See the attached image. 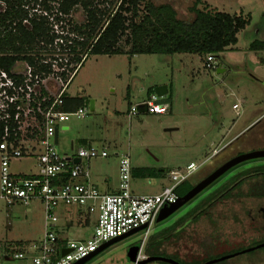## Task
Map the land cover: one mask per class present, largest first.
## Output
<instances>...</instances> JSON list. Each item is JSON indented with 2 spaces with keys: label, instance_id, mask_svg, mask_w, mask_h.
Instances as JSON below:
<instances>
[{
  "label": "rangeland",
  "instance_id": "1",
  "mask_svg": "<svg viewBox=\"0 0 264 264\" xmlns=\"http://www.w3.org/2000/svg\"><path fill=\"white\" fill-rule=\"evenodd\" d=\"M153 1L161 4L169 0ZM203 1L220 11L240 12L242 9L251 14V23L240 36L237 49L226 51L220 56V64L225 72L218 74L217 71L207 70L204 67L205 60L198 55H91L84 65L79 67L68 90L70 97H84L88 101L89 104L84 106L88 109L87 116L80 120L72 118L66 124L70 132L60 133L57 146L60 153L68 154L71 151V142H75L76 147H79V141L82 139L97 148L105 147L110 157L104 159L105 162L94 160L92 164L94 171L106 177L107 182L113 186L117 182L120 184V159L117 154L126 155L131 161L132 169L166 170L164 177L139 178L132 175V191L140 195H155L165 187L171 186V172L184 170L190 163L200 165L208 160L204 169L202 168L205 171L200 172L196 180L198 181L214 171L224 160L233 157L223 155L216 161L222 155L221 151L220 155L214 158L215 150L222 139L221 134L230 130L235 122L238 129H241L264 114V50L249 51L254 41H264V7L258 6L260 0ZM193 2L194 0H174L173 4L181 17L187 19L192 16L189 9ZM76 18L79 20L81 17L78 14ZM162 87L169 91L171 111L168 114L162 117L149 113L128 116L127 111L131 103L132 106H138L136 103L139 99ZM92 101L96 104L95 111L90 110ZM236 104L240 107L234 110L233 106ZM236 144L238 148L248 146L243 149L244 153L264 149V115L256 120ZM36 161V158H31L17 162L14 164V172H38ZM262 162L244 165L240 171ZM234 173L219 181L167 220L156 222L147 239L144 231L138 232L114 244L86 264H132L128 259V252L139 246H143L139 253L141 257L138 255L140 260H143L147 257L145 247L151 236L186 216ZM256 204L254 200L247 199L238 204L225 205L223 212L229 217V222L224 232L239 233L244 240L259 233V218L253 219ZM40 208L39 212L42 211ZM10 210L0 201V246L11 239H30L44 230L38 224L30 225L32 222H26L23 217L20 221L15 220ZM248 211L252 214H248ZM76 218L70 231L62 233L61 236L90 239L94 223L80 225ZM203 225L204 223H199L193 230H201ZM190 231L191 228L188 232ZM218 237H221L220 234H212L204 243L218 244L219 251L230 249L231 245L219 243L216 240ZM183 246L185 245L180 246L181 253ZM263 252L259 251L257 254ZM217 256L211 254L209 258L217 260ZM246 257L241 255L237 258ZM204 260L202 258L189 263L205 264ZM256 261L258 264H264V256H258ZM5 264L12 263L5 261Z\"/></svg>",
  "mask_w": 264,
  "mask_h": 264
},
{
  "label": "trees",
  "instance_id": "2",
  "mask_svg": "<svg viewBox=\"0 0 264 264\" xmlns=\"http://www.w3.org/2000/svg\"><path fill=\"white\" fill-rule=\"evenodd\" d=\"M173 2L174 0L161 4H156L153 0H0V66L11 71L17 62L27 61L48 73L52 72V62H40L43 59L56 60L60 69L66 65V71L60 75L67 81L75 72L76 77L79 67L91 55L126 54L134 57L144 54H190L198 55L202 60L213 55L220 63L221 54L235 50L239 34L251 23V14L219 11L203 0H194L189 9L192 16L185 19ZM78 14L81 17L79 20L76 18ZM250 50H264V43L255 41L250 45ZM64 99L65 106L61 108L64 112H73L89 104L84 97L73 98L68 93ZM225 153L223 151L221 154ZM241 154L244 152L224 160L221 165ZM262 161L264 158L240 164L204 190L196 198L237 171L186 216L151 236L145 247L146 256L167 258L179 264H193L189 262L202 258L206 263L213 261V258H209L211 254H217V260L233 255L215 264H240L244 261L258 264L256 258L264 256V252L257 253L264 251V247L248 253L242 252L264 244ZM255 162L262 163L240 171L244 165ZM132 172L133 177L139 178L166 175V170L152 168L134 169ZM192 176L176 188L179 198L200 182L194 183ZM69 180L65 175L60 179V184L68 183ZM247 199L257 203L253 219L259 218L261 226L258 228L259 233L244 240L239 233L224 232L229 217L223 212V207ZM250 213L252 214L248 211ZM199 223H204L201 230H193ZM87 224L88 222L85 225ZM190 228L192 231L188 232ZM212 234H220L221 237L216 240L231 245L230 249L219 251L218 244H205V240ZM236 238L242 240L238 241ZM181 244L185 245L183 253L180 251ZM241 255L247 257L237 258Z\"/></svg>",
  "mask_w": 264,
  "mask_h": 264
},
{
  "label": "built area",
  "instance_id": "3",
  "mask_svg": "<svg viewBox=\"0 0 264 264\" xmlns=\"http://www.w3.org/2000/svg\"><path fill=\"white\" fill-rule=\"evenodd\" d=\"M54 56L59 58L58 55ZM51 62L52 72L48 73L27 61L17 62L11 71L0 66V201L8 206H28L39 200L45 215L42 238L29 246H6L2 259L0 256V264H5V261L77 264L89 259L104 244L144 226L147 239L162 210L178 202L176 188L208 161L200 165L191 163L184 170L172 171L171 186L158 194L137 195L131 189V161L126 155L118 154V192L101 193L89 182L86 164L98 157H109L107 149L90 145L79 148L71 155H64L55 143L57 133L72 118L84 119L88 109L82 107L73 112L61 110L76 72L65 81L60 74L66 71V65L60 69L58 61L50 59H43L40 63ZM204 67L215 71V56H207ZM239 107L236 104L233 108ZM139 108L158 116L168 112L163 98L153 91L138 106H131L128 115L137 116ZM31 158H36L39 164L36 176L13 174L11 165L14 161ZM76 160H80V163L76 164ZM65 175L69 177V182L60 184V179ZM81 179L85 181L80 182ZM61 208L68 213L77 211L87 216H97L92 237L86 241L62 239L58 230V212Z\"/></svg>",
  "mask_w": 264,
  "mask_h": 264
},
{
  "label": "crops",
  "instance_id": "4",
  "mask_svg": "<svg viewBox=\"0 0 264 264\" xmlns=\"http://www.w3.org/2000/svg\"><path fill=\"white\" fill-rule=\"evenodd\" d=\"M258 6H260V7L263 6L264 7V0H260ZM215 9L219 10L218 8H215ZM262 9H263V13H264V8H262ZM244 11H242V9H241L240 12H227V13H230V14H235V13L236 14H240L241 12H243V14L247 15V13H245ZM248 14H250V13H248ZM245 31H243L242 33H244ZM242 33L239 34V41H240V36L242 35ZM258 42L264 43V41H258ZM237 45L234 47L235 49H237ZM249 51H251L250 48H249ZM253 52H256V51H253ZM218 69H221L220 74H222V73L225 72V71H222L224 69H223L222 64H220L219 62H217V69L215 71H218ZM148 94L144 98L139 99L136 104H140L142 101H144L145 99H147ZM168 94H169V91H167V95L163 98V102L168 106V112L166 114H168L171 111L170 110V108H171L170 102L168 101ZM127 98L129 99V95H127ZM132 105H133L132 103L129 105V109H130V106H132ZM129 109H128L127 113L129 112ZM95 110H96V104H95ZM234 110H236V109H234ZM116 113H117V111H116ZM139 113L142 114V113H148V112L146 111L145 108H139ZM165 115H160L159 117H162V116H165ZM263 115H261L260 117H258L256 120H258L259 118H261ZM256 120L253 121V122H251V123H249L245 127H242L241 129H238L237 122H235L233 124V126L230 128V130H228L227 132L222 133V134L220 133L222 139H221L220 143L218 144V147L215 150V157L214 158L218 157L219 154L221 153V151H225L226 152L224 154V156L225 155L234 156L237 153L244 152L243 149L244 148H247L248 146L245 145L244 147L238 148L237 146H235V145H237L236 142L238 140H240L241 137H243L246 134V132H248L251 129V126L256 122ZM61 132L62 133L70 132V128L65 125L63 127V130H61V131L58 132V143H57V146L59 144V139H60V133ZM89 145H92V144H90L86 139H82V140L79 141V147H76L75 142L72 141L71 142V149H70L71 151L68 154L65 153L64 155H71L76 150H78L79 148L86 147V146H89ZM103 148H105V147H103ZM261 150H264V149H261ZM232 154H234V155H232ZM117 156H118V154H117ZM222 156L223 155L219 156L216 159V161L218 159H220ZM109 157H110V154H109ZM109 157H107V158L98 157V158H96L94 160H96V161H104L105 162L104 159H108ZM94 160H92V161H94ZM21 161H23V160H21ZM21 161H14L12 163L11 170H12L13 174L20 175V176L33 177V176H36L39 173V164H38L37 161L36 162L38 164V172H35L34 173V172H32V170H30L29 172H22V171L21 172L20 171L19 172H14V164L17 163V162H21ZM92 161H90V162H88L86 164V167L88 168V172H89V182L94 187H96L103 194H114V193H117L118 192V189H119V182H117L115 186H113L109 182H107L106 177H102L100 173L94 171V166L92 164ZM204 162H206V161H204ZM204 162H202V163H204ZM202 168L199 169L200 171H198L197 173H194L193 174V176H192L193 177L192 178L193 180L196 181L197 178L200 176V172L205 171V170H203L204 168L203 169ZM211 173H209V174H211ZM201 180H198V182L201 181ZM84 181H85L84 179H81L80 180V182H84ZM132 192L135 193L134 191H132ZM135 194H137V193H135ZM137 195H140V194H137ZM5 205L8 208L11 209L10 210V214L12 216H14V219L15 220L20 221V220H22V217H23L26 222H32L30 225L38 224V226H41L42 229H44V230L38 232L36 235H33L30 239H25V240L11 239V240H8V241L4 242V244L2 246H0V256H1V259L3 257L2 256V252H3V250H4V248L6 246H18V247L29 246L31 243L38 242L42 238V236H43L42 234H44L43 232H45L44 207H43V204H42L41 201L35 200V201H33L28 206H23V205H20V204L13 205V206H8L7 204H5ZM22 206L23 207H27V208H21ZM39 208L42 210L41 212H39ZM58 213H59V218H60V223L58 224V230H59V235H60V237L62 239L86 241L85 239H73L71 237H62L61 236L62 233H67L68 231H70V229L74 225V219L76 218V216H78V218H76V219H77V221H78V223L80 225H85L88 222L87 225H89L91 223H94V227H95L96 224H97V219H98L97 216H87V215H85V214H83L81 212L78 213L77 211H75V212H69L68 213L63 208H61ZM70 216H71V218H70ZM92 218H94L93 221H92ZM11 263L12 264H30L28 261H25V262H11Z\"/></svg>",
  "mask_w": 264,
  "mask_h": 264
},
{
  "label": "water",
  "instance_id": "5",
  "mask_svg": "<svg viewBox=\"0 0 264 264\" xmlns=\"http://www.w3.org/2000/svg\"><path fill=\"white\" fill-rule=\"evenodd\" d=\"M220 71H221V69H218L217 73L220 74ZM222 71H224V70H222ZM167 91L168 90L166 87H162V88L157 89L155 91V94L161 98H164L167 95ZM90 110L95 111V102L94 101L90 102ZM55 143L56 144L58 143V133H57L56 138H55ZM262 158H264V150H258V151H253V152H249V153H244V154L238 155V156L230 159L229 161H227L226 163L221 165L219 168H217L215 171H213L206 178L201 180L198 184H196L193 187V189H191L185 196L179 198V200L176 204H174L170 207L164 208L162 210V212L160 213V215L157 219V222L165 221L168 218H170L171 216H173L177 211H179L185 205L189 204L198 195H200L204 190H206L208 187H210L212 184H214L217 180H219L221 177H223L226 173H228L233 168H235L238 165L243 164L245 162H248L251 160H256V159H262ZM75 163L79 164L80 160H76ZM145 229H146V226H144V227H142L136 231H133V232L129 233L128 235L114 239V240L104 244L96 253L92 254V256L89 259L83 260L77 264H86L88 261L95 258L97 255H99L103 251L107 250L108 248H110L114 244L122 241L123 239L130 237L131 235H134L138 232H142ZM263 247H264V244H261V245L254 247V248L247 249V250L243 251L242 253H248V252L254 251L256 249L263 248ZM140 251H141V246L134 247V248L129 250L128 259L132 264H150V263H154V262H165V263H169V264H179V263H177L171 259L162 258V257H152V256H147L145 259L140 261V260H138V255H139ZM232 256L233 255L225 256L221 259L213 260V261H210L206 264H215L217 262L229 259Z\"/></svg>",
  "mask_w": 264,
  "mask_h": 264
}]
</instances>
